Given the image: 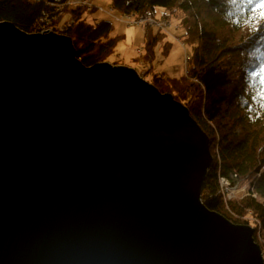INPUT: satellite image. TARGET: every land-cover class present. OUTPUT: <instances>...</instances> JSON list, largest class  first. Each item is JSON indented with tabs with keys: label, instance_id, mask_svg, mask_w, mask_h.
I'll return each mask as SVG.
<instances>
[{
	"label": "water",
	"instance_id": "1",
	"mask_svg": "<svg viewBox=\"0 0 264 264\" xmlns=\"http://www.w3.org/2000/svg\"><path fill=\"white\" fill-rule=\"evenodd\" d=\"M0 22V264H264L206 208L210 140L136 70Z\"/></svg>",
	"mask_w": 264,
	"mask_h": 264
},
{
	"label": "trees",
	"instance_id": "2",
	"mask_svg": "<svg viewBox=\"0 0 264 264\" xmlns=\"http://www.w3.org/2000/svg\"><path fill=\"white\" fill-rule=\"evenodd\" d=\"M68 1L0 0V22H11L31 34ZM111 7L123 16L151 15L179 22L184 43L192 48L188 76L171 79L156 72L149 82L184 104L210 140L213 163L201 193L206 208L241 225L226 211L218 193L219 176L231 181L233 175L252 178L256 198L234 203L232 209L238 216L251 213L263 222L264 0H111ZM70 13L74 20L64 35L72 39L76 57L86 67L107 61L122 38L111 36L112 23L90 18L85 9ZM145 36L144 59L153 62L155 47L165 36L152 27ZM163 45L166 54L171 44ZM241 71L245 72L242 82Z\"/></svg>",
	"mask_w": 264,
	"mask_h": 264
},
{
	"label": "rangeland",
	"instance_id": "3",
	"mask_svg": "<svg viewBox=\"0 0 264 264\" xmlns=\"http://www.w3.org/2000/svg\"><path fill=\"white\" fill-rule=\"evenodd\" d=\"M93 5L95 7L94 10L89 11L88 9H85L86 14L93 19L110 21L113 26L111 36H122V38L119 39L112 55L105 62L113 66H124L132 68L136 70L138 75L149 84H152L149 81L156 72H159L163 74L164 77H168L171 79H179L183 76H188L192 48L184 43V40L182 38L183 32L181 26L175 18L171 20L166 19L170 27L168 28L167 33H164L165 39L160 41L163 43H157L152 62L146 61L144 59V54L146 53L145 30L149 27L151 28L152 25L128 27L125 23L116 21V17L121 19L123 15H120V13L115 9H113L112 14L109 13L108 10H110L111 7V0H93ZM70 9L82 8L74 4L57 7L53 15H50L41 21V28L37 29V31L31 34H41L43 31L48 30V32L51 31L52 33L64 36V31L73 23L74 20L72 13H70ZM100 9H103V11H101ZM161 12L162 11L159 8L157 10V14L160 15ZM158 31L161 32L159 28H154V33ZM164 43L171 44L169 45V52L166 54L164 53ZM136 49L141 50V54H138V58H136L137 55L135 54ZM187 56H189V60H187ZM244 79L245 72L241 71L239 80L242 82L244 81ZM166 93L170 94L169 92ZM172 97L176 102L182 104L178 99H175L174 96ZM182 105L185 106L184 104ZM215 153L219 161L218 145H215ZM219 167L220 166L217 167L218 172H220ZM251 180L252 178L242 180L239 177H235L233 182L234 184H237L236 186L240 189L236 191V195L234 196L235 198L233 197V199H231L228 204H226L224 200L223 202L225 204L226 211L231 216H233L234 219L238 220L241 225L249 226L254 229V240L256 239L255 242L261 248L264 258V221H260L259 218L253 216L251 213L245 214L244 216H238L232 209V204H240L244 199L248 198L244 197L243 195L245 194V190L247 189V187L249 188L248 184Z\"/></svg>",
	"mask_w": 264,
	"mask_h": 264
},
{
	"label": "built area",
	"instance_id": "4",
	"mask_svg": "<svg viewBox=\"0 0 264 264\" xmlns=\"http://www.w3.org/2000/svg\"><path fill=\"white\" fill-rule=\"evenodd\" d=\"M55 1L59 2L60 0H55ZM70 4L78 5L80 8L86 9V10L87 9L92 10L95 8L93 5V0H74V1L70 0L68 1L67 5H70ZM113 9L114 8L110 7V10H108L109 13L112 14ZM100 10L103 11V9H100ZM116 21L125 23L128 27L139 26V25H152V27L159 28L160 31L165 34L167 33L168 28L170 27L166 19L156 20L151 15H146V16H141V17L132 16V15H124L121 19L116 17ZM138 53L141 54L140 49L138 50ZM186 58L187 60H189V56H187ZM218 157H219V154H218ZM262 170H264V168ZM253 184H254V179H252L249 182L248 184L249 188L247 187V189L245 190V194L243 195L244 197L253 196L256 198V196L253 195L251 192L252 188L254 187ZM236 185L237 184H234L233 181L227 179L226 177H223L221 175L219 176V192L218 193L221 195L222 199L225 201L226 204H228L231 201V199H233V197L236 195V191L240 189Z\"/></svg>",
	"mask_w": 264,
	"mask_h": 264
},
{
	"label": "bare ground",
	"instance_id": "5",
	"mask_svg": "<svg viewBox=\"0 0 264 264\" xmlns=\"http://www.w3.org/2000/svg\"><path fill=\"white\" fill-rule=\"evenodd\" d=\"M139 50V49H138ZM138 50L136 49V51H135V54L137 55V57L136 58H138ZM135 58V57H134ZM126 59V58H125Z\"/></svg>",
	"mask_w": 264,
	"mask_h": 264
}]
</instances>
